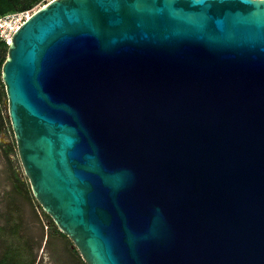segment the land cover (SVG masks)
<instances>
[{"label":"water","instance_id":"1","mask_svg":"<svg viewBox=\"0 0 264 264\" xmlns=\"http://www.w3.org/2000/svg\"><path fill=\"white\" fill-rule=\"evenodd\" d=\"M0 77L85 264H264V0H55Z\"/></svg>","mask_w":264,"mask_h":264},{"label":"flooded vegetation","instance_id":"2","mask_svg":"<svg viewBox=\"0 0 264 264\" xmlns=\"http://www.w3.org/2000/svg\"><path fill=\"white\" fill-rule=\"evenodd\" d=\"M1 137L4 138V141H0V147L4 150V154L8 155L7 150L9 151L12 147L16 149L10 122L9 126H6L0 120V139ZM11 172L13 179L16 181L14 192L25 196L26 192L22 189V186L24 187L26 183L24 181H27L26 177L22 173V178V175L13 168ZM30 203L31 205L34 204L32 207L41 224L39 232L37 230L36 232L33 231L35 229L30 228L29 225H23L20 222V217H13V223L7 220L6 228L0 227V232H3L7 237V241H9L8 244H4L2 247L0 261L3 255L10 251L13 264H43L45 259L53 264H85L72 241L57 229L51 218L50 221L44 216L45 213L38 203L35 200ZM7 204L10 212L22 215L23 211L20 204L15 201H9Z\"/></svg>","mask_w":264,"mask_h":264},{"label":"rangeland","instance_id":"3","mask_svg":"<svg viewBox=\"0 0 264 264\" xmlns=\"http://www.w3.org/2000/svg\"><path fill=\"white\" fill-rule=\"evenodd\" d=\"M6 96L1 95L0 93V120H2L4 125L9 126V120L7 118V111L5 109ZM1 142L4 141V138L1 137ZM7 154H4V150L0 147V227L6 228V221L13 223V217H20V222L23 225H29L30 228H34L36 232L40 230V222L37 219V215L35 214L34 208L30 202H33L34 199L31 196V192L29 189V185L27 181L22 186V189L26 192L25 196L18 195L14 192V185L16 184L15 179H13L11 169L16 170L19 174L22 175V168L18 160L17 152L15 148H11L9 151L7 150ZM23 178V175H22ZM15 201L20 204L22 207V215H18L17 213H12L8 209L7 202ZM11 220V221H10ZM7 237L3 232H0V253L2 251V247L4 244H8ZM47 258V257H45ZM43 264H53L52 262H48L47 259L43 262Z\"/></svg>","mask_w":264,"mask_h":264},{"label":"trees","instance_id":"4","mask_svg":"<svg viewBox=\"0 0 264 264\" xmlns=\"http://www.w3.org/2000/svg\"><path fill=\"white\" fill-rule=\"evenodd\" d=\"M42 1L43 0H0V17L6 14L31 10L39 6L42 3ZM7 47L8 46L5 43L0 42V73H1L2 64L5 60V56L7 53ZM0 88H1L0 90L1 95L5 96V91H4L1 78H0ZM44 216H46L50 220V217L47 214H44ZM0 264H13L10 251L6 252L3 255L0 261ZM17 264H20V263H17Z\"/></svg>","mask_w":264,"mask_h":264},{"label":"built area","instance_id":"5","mask_svg":"<svg viewBox=\"0 0 264 264\" xmlns=\"http://www.w3.org/2000/svg\"><path fill=\"white\" fill-rule=\"evenodd\" d=\"M55 0H43L42 3L27 11L6 14L0 17V42L7 46L12 40L14 33L32 16V14L42 6Z\"/></svg>","mask_w":264,"mask_h":264}]
</instances>
